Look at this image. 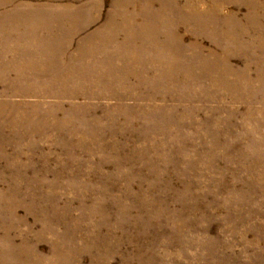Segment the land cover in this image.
<instances>
[{
	"label": "rangeland",
	"instance_id": "1",
	"mask_svg": "<svg viewBox=\"0 0 264 264\" xmlns=\"http://www.w3.org/2000/svg\"><path fill=\"white\" fill-rule=\"evenodd\" d=\"M253 1L217 0L234 39L199 38L220 75L160 79L148 50L115 94L87 83L106 76L89 39L114 0H0V264H264V9L239 36Z\"/></svg>",
	"mask_w": 264,
	"mask_h": 264
},
{
	"label": "bare ground",
	"instance_id": "2",
	"mask_svg": "<svg viewBox=\"0 0 264 264\" xmlns=\"http://www.w3.org/2000/svg\"><path fill=\"white\" fill-rule=\"evenodd\" d=\"M135 1L136 0H114L113 4H115V7L117 6L119 11L117 10L118 12L114 13L115 15L109 17V22L105 27H102V31H99L95 36L89 39V42H94L96 47L100 50V52L94 56V59L96 61L97 58H102L101 62H103L105 66L104 75H106L104 78L93 77L90 78L91 80H88L87 83L90 84L92 90L103 89L115 94L122 92L117 90L114 84H120L123 87V84L129 77V73H132V75L137 73V71H132L130 64H139L140 67H142L144 64V55L148 50L154 51L153 54H155V57L151 58L149 62H153L157 64V66L163 68V70L159 69L157 73L160 79L169 78L171 82L176 83H178L179 79H186L189 81L200 79L201 76H198V74H196L197 70L194 69L196 65L212 79L215 78V74L220 75L212 65L213 59L217 56V53L209 52L205 55L203 51L204 48L201 49L200 43H198L199 38L206 35H209V37L215 41L226 40L229 37L234 39L233 34H229L225 38V30H222V35L218 36L219 30L216 27V17L221 20V15L216 5L217 0H209L211 5L208 8H201L200 5L193 0H187L183 5L181 4V0H158L162 7L156 12H153L155 9L154 2L156 0H144L148 8L141 10V17L144 19V23L141 22V24L135 21L136 15L133 14V9L130 7ZM249 5L251 12L246 19L245 26L249 27L250 30L249 28L243 27V29L248 32L240 34L239 36L246 37L251 34L252 30L256 31L258 26L256 24L258 23L257 13L264 9V5L258 2H250ZM94 7L97 9L98 5ZM223 21H233L234 23L233 26L231 24H223L224 28L234 27L235 31L240 30V25L235 21L233 16L224 17ZM91 23V20H89L87 25L82 24V26H78L76 32L73 34L81 31ZM179 25L184 26L186 29L188 28L195 36V41L189 46L184 44V37L179 34ZM254 26H256V28ZM260 33L263 35L262 41L264 44V31L257 30V38H259ZM121 35L124 36L123 41H119ZM239 39L241 38H237V40ZM137 43L143 44L144 47L138 48L136 46ZM146 45L148 48L145 49ZM113 46L116 48L115 51H117V54L108 56L107 53H110L108 48ZM122 47L126 52L124 54H119ZM188 53L189 58H195V60L187 59L186 56ZM164 56L170 57L171 60L169 61L167 58H164ZM221 56L226 55L223 54ZM105 59L109 61H105ZM175 59L178 60V62L174 63ZM112 60L123 62L122 67L118 66L116 69L123 70L124 67H126L127 69L125 68L124 76L123 73L111 67L113 63ZM207 81L212 84L214 83V81L211 80ZM56 84L57 82L53 81L52 85ZM52 89H55V86H53ZM57 95H68L70 98H76L79 93L76 91L68 93L61 89ZM6 109V103L0 104V110H2V112Z\"/></svg>",
	"mask_w": 264,
	"mask_h": 264
}]
</instances>
